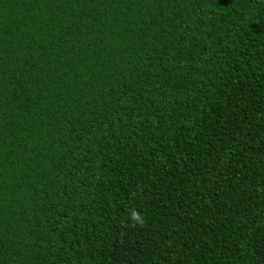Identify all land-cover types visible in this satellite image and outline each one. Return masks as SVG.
I'll return each instance as SVG.
<instances>
[{
	"label": "trees",
	"instance_id": "1",
	"mask_svg": "<svg viewBox=\"0 0 264 264\" xmlns=\"http://www.w3.org/2000/svg\"><path fill=\"white\" fill-rule=\"evenodd\" d=\"M0 264H264V0H0Z\"/></svg>",
	"mask_w": 264,
	"mask_h": 264
},
{
	"label": "clouds",
	"instance_id": "2",
	"mask_svg": "<svg viewBox=\"0 0 264 264\" xmlns=\"http://www.w3.org/2000/svg\"><path fill=\"white\" fill-rule=\"evenodd\" d=\"M132 216H133V218H134L135 221H137V222H139L141 225H143V223H144V219H143V217H142L139 213H137V212H133V213H132Z\"/></svg>",
	"mask_w": 264,
	"mask_h": 264
}]
</instances>
